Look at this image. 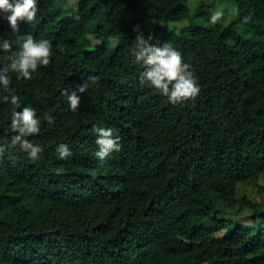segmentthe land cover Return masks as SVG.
Masks as SVG:
<instances>
[{
  "label": "trees",
  "instance_id": "1",
  "mask_svg": "<svg viewBox=\"0 0 264 264\" xmlns=\"http://www.w3.org/2000/svg\"><path fill=\"white\" fill-rule=\"evenodd\" d=\"M187 1L39 0L16 33L0 17L14 51L30 34L53 52L31 79L12 77L41 120L29 139L44 151L35 161L0 153V264H264V205L237 195L262 193L264 179V0H234L229 25L160 28L187 20ZM138 36L182 53L200 85L194 102L174 105L140 82ZM65 87L80 97L75 111ZM14 110L0 104V143L14 134ZM94 125L121 137L103 162Z\"/></svg>",
  "mask_w": 264,
  "mask_h": 264
},
{
  "label": "clouds",
  "instance_id": "2",
  "mask_svg": "<svg viewBox=\"0 0 264 264\" xmlns=\"http://www.w3.org/2000/svg\"><path fill=\"white\" fill-rule=\"evenodd\" d=\"M39 0H0V17L6 19L13 33L18 32L19 23H31L36 20ZM224 17L222 9L211 11L209 23L216 25ZM149 39L138 36L133 49V63L140 65V82L165 97L172 104L194 102L200 93L197 78L190 71V65L184 61L182 53L171 43L154 45ZM18 50H13V43L8 39H0V53H10L5 57L6 63L0 65V104H10L12 112L10 129L14 133L7 143H0V153L6 150L24 152L28 159H39L44 149L39 144H34L29 137L41 132V120L37 112L30 106H22V98L12 88V77L17 81L29 80L41 66L50 64L52 44L47 39H34L30 34L18 41ZM88 85L82 84L78 91L83 93ZM63 95L72 111L77 110L80 97L77 91H70L67 87ZM49 123L52 118L47 117ZM96 134L97 150L94 156L103 162L111 153L120 150L121 137L111 127L93 126ZM60 159H67L72 155L67 143L57 145ZM62 168L56 172L62 173Z\"/></svg>",
  "mask_w": 264,
  "mask_h": 264
},
{
  "label": "rangeland",
  "instance_id": "3",
  "mask_svg": "<svg viewBox=\"0 0 264 264\" xmlns=\"http://www.w3.org/2000/svg\"><path fill=\"white\" fill-rule=\"evenodd\" d=\"M188 8V19L180 22H170L167 24L160 23V28H166L168 30L180 29L185 26H201L208 27L211 25L207 16L198 15L199 9L201 6H210L214 10L222 9L224 11V17L217 24L220 25H229L235 22L238 19V11L234 0H188L186 2ZM142 16L147 24V29L151 30L155 26V20L151 16L147 8L144 9ZM236 32L243 38L251 36L249 31L242 25L236 24ZM259 187L262 189V193L257 192V187L253 186H238L237 195L239 197L248 196L253 203L263 204L264 205V179L259 181ZM242 195V196H240Z\"/></svg>",
  "mask_w": 264,
  "mask_h": 264
}]
</instances>
